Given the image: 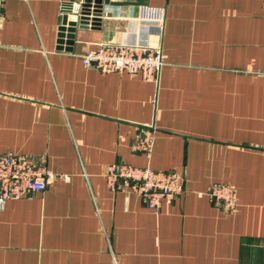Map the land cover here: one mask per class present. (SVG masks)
<instances>
[{
    "label": "crops",
    "instance_id": "obj_1",
    "mask_svg": "<svg viewBox=\"0 0 264 264\" xmlns=\"http://www.w3.org/2000/svg\"><path fill=\"white\" fill-rule=\"evenodd\" d=\"M67 1L0 8V155L55 174L0 211V264H264V0H102L64 51ZM141 6L164 15L147 37L157 82L85 68L97 45L137 41ZM116 163L179 173L183 191L151 213L108 188ZM214 183L234 189L232 213L208 200Z\"/></svg>",
    "mask_w": 264,
    "mask_h": 264
},
{
    "label": "built area",
    "instance_id": "obj_2",
    "mask_svg": "<svg viewBox=\"0 0 264 264\" xmlns=\"http://www.w3.org/2000/svg\"><path fill=\"white\" fill-rule=\"evenodd\" d=\"M3 0H0V8ZM82 1L60 5V15L79 18ZM137 17L138 39L134 44L101 43L81 57L85 68L101 73H125L147 82H157L163 61L158 47L148 44L153 31L160 34L164 15L161 9L141 6ZM91 18V15L89 16ZM91 26L89 22L87 26ZM151 139L136 138L132 150L149 153ZM55 174L41 160L22 155H0V211L10 200L30 197L45 190ZM106 184L111 191L128 189L144 207L158 214L162 203H170L183 191V177L174 171H155L116 163L108 167ZM210 203L226 213L235 209V191L229 185L214 183L206 189Z\"/></svg>",
    "mask_w": 264,
    "mask_h": 264
},
{
    "label": "water",
    "instance_id": "obj_3",
    "mask_svg": "<svg viewBox=\"0 0 264 264\" xmlns=\"http://www.w3.org/2000/svg\"><path fill=\"white\" fill-rule=\"evenodd\" d=\"M104 3H107L106 1ZM102 12V0H82L79 18L63 16L58 27L57 44L59 50L71 51L69 46H64L73 39L75 28H85L90 22L92 28L98 27ZM91 15V18L89 16Z\"/></svg>",
    "mask_w": 264,
    "mask_h": 264
}]
</instances>
